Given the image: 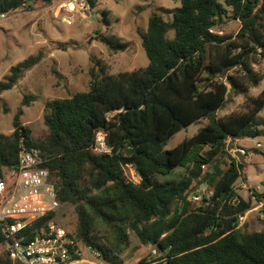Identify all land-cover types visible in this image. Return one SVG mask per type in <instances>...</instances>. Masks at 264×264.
Here are the masks:
<instances>
[{
  "label": "trees",
  "instance_id": "trees-1",
  "mask_svg": "<svg viewBox=\"0 0 264 264\" xmlns=\"http://www.w3.org/2000/svg\"><path fill=\"white\" fill-rule=\"evenodd\" d=\"M54 1L0 0V15L26 3ZM85 1L94 8L96 0ZM173 1L179 6L165 11L171 18L151 15L140 35L147 64L110 74L97 61L87 90L45 103L43 138L33 139L19 121L34 99L23 96L12 132L0 134V166L16 163L21 144L37 149L57 200L73 206L75 229L67 232L97 250L105 264L121 263L117 254L128 244L125 231L158 254L137 264H264V229L240 231L237 223L255 204H262L264 214V183L262 190L249 188L250 195H239L235 183L242 180L244 165L225 149L226 141L232 146L264 134V115L258 116L264 89L246 98L245 112L217 116L229 95H245L262 80L250 59L256 54L264 61V0ZM229 20L239 22L235 35L210 32ZM103 41L115 51L127 47L113 37ZM39 61L30 56L10 67L0 93ZM199 119L206 124L195 134L164 149L174 133ZM97 131L104 135L106 153L92 150ZM258 149L254 152L264 160V150ZM124 167L134 170L137 183L125 176ZM179 167L186 169L182 179L158 180ZM202 183L212 195L189 208L187 196ZM96 224L108 231L103 240ZM0 264L10 262L4 257Z\"/></svg>",
  "mask_w": 264,
  "mask_h": 264
},
{
  "label": "rangeland",
  "instance_id": "rangeland-1",
  "mask_svg": "<svg viewBox=\"0 0 264 264\" xmlns=\"http://www.w3.org/2000/svg\"><path fill=\"white\" fill-rule=\"evenodd\" d=\"M69 1L72 0H55L49 5L35 2L31 7L26 3L0 17V82L9 73L10 67L30 56L40 57L39 63L26 71L13 88L0 93V134L8 135L12 132L13 117L23 96L31 95L34 99L23 107L19 121L30 130L33 139L43 138L47 133L43 124L45 103L53 98L71 97L76 92L87 90L89 71L95 68L99 60L107 66L110 74L144 67L147 59L141 47L140 35L146 33L148 18L153 14H160L170 19L171 16L165 11L179 6V2L173 0H96L94 8L88 6L87 10H79L75 6L69 12L65 8L69 10L72 6L60 7ZM79 1L83 0H76ZM238 29V21L229 20L214 28L213 32L235 35ZM168 36L171 37L172 33L169 32ZM110 37L126 43V49H110L103 41ZM250 60L252 70L262 80L245 95H229L224 108L217 112L218 117L232 112H245L246 98L256 97L264 89V61L256 54ZM233 72L236 73L237 70L228 74ZM263 115L264 107L258 116ZM205 124L206 120L199 119L182 128L166 141L164 149L173 148ZM259 144L260 147H256ZM240 148L246 153L242 160L235 156ZM225 149L231 157L244 165V176L235 183L237 193L246 197L250 195L249 188L262 190L261 184L254 182L260 179L264 183V160L254 150H264V134L253 139L234 141L232 146L226 141ZM124 173L128 179L137 183L138 178L131 167H124ZM185 173V167H179L168 175L158 176V180L177 181ZM188 198L189 195L187 201ZM197 206L198 204L189 201V208ZM54 221L66 231H73L76 224L73 206L68 203L60 204ZM237 223L240 231L263 230L264 214L261 207L255 204ZM96 228L101 240L108 236L105 227L96 224ZM125 232L128 234V244L122 246L117 254L120 264H137L143 257L149 260L158 258V254L154 257L153 249L140 243L134 233ZM4 257L6 253L0 245V259Z\"/></svg>",
  "mask_w": 264,
  "mask_h": 264
},
{
  "label": "built area",
  "instance_id": "built-area-1",
  "mask_svg": "<svg viewBox=\"0 0 264 264\" xmlns=\"http://www.w3.org/2000/svg\"><path fill=\"white\" fill-rule=\"evenodd\" d=\"M66 5L72 6L69 10L65 8L69 12L75 6L79 10L88 9L85 0H72L60 7ZM94 138L93 152L109 151L100 131ZM238 153L244 155L245 151L239 149ZM211 195L212 190L202 183L190 192L188 200L200 205L207 203ZM59 205L54 185L49 180V171L42 166L40 152L21 144L16 163L6 168L0 166V237L10 264L104 263L100 261L97 250L81 245L54 221ZM258 205L262 207V204ZM52 213L53 219L39 223L40 219ZM35 223L39 225L34 227ZM152 253L155 256V250Z\"/></svg>",
  "mask_w": 264,
  "mask_h": 264
},
{
  "label": "water",
  "instance_id": "water-1",
  "mask_svg": "<svg viewBox=\"0 0 264 264\" xmlns=\"http://www.w3.org/2000/svg\"><path fill=\"white\" fill-rule=\"evenodd\" d=\"M235 156L237 157L238 160H242V158L244 157V155H240L238 152L235 153Z\"/></svg>",
  "mask_w": 264,
  "mask_h": 264
},
{
  "label": "crops",
  "instance_id": "crops-1",
  "mask_svg": "<svg viewBox=\"0 0 264 264\" xmlns=\"http://www.w3.org/2000/svg\"><path fill=\"white\" fill-rule=\"evenodd\" d=\"M239 23V22H238ZM262 171V170H261ZM261 178V177H260ZM263 178V177H262ZM247 179L249 180V178H248V176H247ZM254 183H259V184H261V187H262V184L263 183H261V181H260V179H258V180H256Z\"/></svg>",
  "mask_w": 264,
  "mask_h": 264
}]
</instances>
